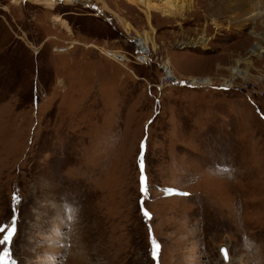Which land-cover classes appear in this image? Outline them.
<instances>
[{
  "label": "rangeland",
  "instance_id": "374dc122",
  "mask_svg": "<svg viewBox=\"0 0 264 264\" xmlns=\"http://www.w3.org/2000/svg\"><path fill=\"white\" fill-rule=\"evenodd\" d=\"M15 1L0 0V224L15 214L18 231L0 264H264V0H194L149 22L126 0ZM167 59L178 79L232 87L170 85ZM236 59L247 75L232 80Z\"/></svg>",
  "mask_w": 264,
  "mask_h": 264
},
{
  "label": "bare ground",
  "instance_id": "6f19581e",
  "mask_svg": "<svg viewBox=\"0 0 264 264\" xmlns=\"http://www.w3.org/2000/svg\"><path fill=\"white\" fill-rule=\"evenodd\" d=\"M20 1H24V0H16V3H19ZM66 3H75V2H79L84 4L85 6H93L92 3L90 2V0H64ZM99 1V0H98ZM128 3L137 5L139 7H142V9H144L146 16H147V21L149 22L152 18V11L154 12H159L162 15L165 16H176V15H183L186 11L190 10L192 5L194 4V0H126ZM100 2V1H99ZM34 3L38 4V5H44V6H54V4H57L56 0H34ZM100 9V11L105 10V5L103 3H101V6L98 7ZM107 8V7H106ZM98 9V10H99ZM55 18V16H54ZM58 19V17H56ZM60 21V20H59ZM61 23V22H59ZM66 26V25H64ZM123 27L124 29H126L127 31L129 29L132 28V26L128 23V22H124L123 23ZM151 27V25H150ZM151 33V34H150ZM152 32H142V34H140V39L136 37V45L139 46V50L141 51V49L145 48L146 46H148L147 44L151 41L152 42V46L154 45L153 43V39H152ZM74 40V39H73ZM76 43H78V41H76ZM154 47V46H153ZM261 47L259 45H256L254 47L250 48V51L253 53L255 52V49H260ZM101 50L106 51L107 49L102 48ZM117 52L115 51H109L111 53V57L117 58L118 59V55H124L126 54L125 51L123 50H117ZM125 58V55L124 57ZM238 59H236L233 62V65L229 67V71H230V76L231 79H235L236 77H244L245 75H247L246 70H244L242 74H238L236 71V65L238 64V62H236ZM251 61H246V64L251 66ZM122 65V63H119ZM125 66V65H124ZM172 63L167 59L165 60L162 64H161V68L164 70V72L171 78V74L173 71L172 69ZM174 67V66H173ZM219 68V67H218ZM248 69V68H247ZM174 74V73H173ZM173 76V75H172ZM249 76V75H248ZM174 77V76H173ZM241 77V78H242ZM189 79L192 80H197L195 79V77H187ZM204 80L201 81L202 84H208V85H214L212 83H210L209 79L207 78H203ZM220 85L223 86H231L232 87V83H228L226 80L223 81L222 83H220ZM218 85V86H220ZM228 252V250H227ZM228 256H229V252H228ZM229 261V260H228Z\"/></svg>",
  "mask_w": 264,
  "mask_h": 264
},
{
  "label": "snow or ice",
  "instance_id": "6c2138e0",
  "mask_svg": "<svg viewBox=\"0 0 264 264\" xmlns=\"http://www.w3.org/2000/svg\"><path fill=\"white\" fill-rule=\"evenodd\" d=\"M151 123V122H150ZM144 148V155L138 157V168L140 171V179H139V184H140V200H139V205H140V211L142 213V215L148 219L151 220L152 216L150 211L145 207V197L148 196L149 194V190H150V185L148 183V178L146 176V172H145V148H146V142H144L143 145ZM221 173H225V172H229L230 169L224 166H221L218 169ZM168 191H172V190H168ZM18 199L17 195L14 194L13 195V200L16 201ZM9 229H11V236H10V240L11 243L14 240L15 235L17 234L18 231V224H17V217L15 214L12 215L11 217V225L9 226L8 224H0V234H2V238H0V245H5V241L3 240L5 233H7L9 231ZM149 236L151 238V255L153 257L154 260L158 259V254L161 250V245L159 243H157L156 239L153 237V233H152V229L149 228ZM10 264H17V262L12 259V261L10 262Z\"/></svg>",
  "mask_w": 264,
  "mask_h": 264
},
{
  "label": "built area",
  "instance_id": "2783aa9c",
  "mask_svg": "<svg viewBox=\"0 0 264 264\" xmlns=\"http://www.w3.org/2000/svg\"><path fill=\"white\" fill-rule=\"evenodd\" d=\"M142 51H138V54L137 55H139V56H133L134 57V60H135V62L136 63H138V64H148V60L150 59V57H151V53H150V50H149V48L146 46L145 48H143V49H141ZM109 51H115V52H117L115 49H107L106 51H103L102 50V54L105 56V57H107V58H109L110 60H112V61H115V62H117V63H122V65H124V64H126V62L129 60V58L128 57H126V55H125V58H123L124 57V55H118V59L117 58H114V57H111L110 55H111V53L109 52ZM169 78V79H171L170 80V85H177V86H179V87H186V86H188V87H192V88H219V89H229L230 87H227V86H223V85H220V86H215V85H208V84H202L201 83V81L199 82V81H197V80H192L191 82H189L190 80H182V79H178V78H176V77H173L172 75H171V78L169 77V76H167L166 75V73H165V78ZM162 82L160 81V84H161Z\"/></svg>",
  "mask_w": 264,
  "mask_h": 264
},
{
  "label": "water",
  "instance_id": "95a60500",
  "mask_svg": "<svg viewBox=\"0 0 264 264\" xmlns=\"http://www.w3.org/2000/svg\"><path fill=\"white\" fill-rule=\"evenodd\" d=\"M221 250H222L223 255H227V251L225 247H221Z\"/></svg>",
  "mask_w": 264,
  "mask_h": 264
}]
</instances>
